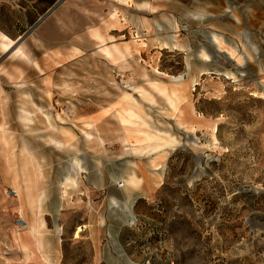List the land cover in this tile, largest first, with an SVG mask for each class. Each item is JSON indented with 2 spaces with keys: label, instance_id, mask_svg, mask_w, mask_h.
<instances>
[{
  "label": "rangeland",
  "instance_id": "374dc122",
  "mask_svg": "<svg viewBox=\"0 0 264 264\" xmlns=\"http://www.w3.org/2000/svg\"><path fill=\"white\" fill-rule=\"evenodd\" d=\"M0 31V264H264V0H0Z\"/></svg>",
  "mask_w": 264,
  "mask_h": 264
},
{
  "label": "crops",
  "instance_id": "0c3cea01",
  "mask_svg": "<svg viewBox=\"0 0 264 264\" xmlns=\"http://www.w3.org/2000/svg\"><path fill=\"white\" fill-rule=\"evenodd\" d=\"M11 39V38H10ZM12 40V39H11ZM19 48H23V47H21V46H18L17 47V49H19ZM11 49V48H10ZM9 49V50H10ZM17 51V50H16ZM6 52V51H5ZM22 57H27V55H26V53L25 54H22ZM23 116H21L22 117V119L25 121V122H29L31 119H30V112L29 111H27V110H23ZM43 198H44V196L42 195L41 197H40V201H42L43 200ZM54 255V254H53ZM52 254H50V257L48 256V258H49V260H37L36 261V264H50L49 262H52V259L54 258V256H53ZM54 261V260H53ZM60 261H61V259L58 261L57 260V264H60Z\"/></svg>",
  "mask_w": 264,
  "mask_h": 264
},
{
  "label": "bare ground",
  "instance_id": "6f19581e",
  "mask_svg": "<svg viewBox=\"0 0 264 264\" xmlns=\"http://www.w3.org/2000/svg\"><path fill=\"white\" fill-rule=\"evenodd\" d=\"M13 44H14V41L11 40L6 34L0 31V47L2 51H8L13 46ZM17 52L20 55L25 54L23 48L17 49ZM88 137L91 138L90 135Z\"/></svg>",
  "mask_w": 264,
  "mask_h": 264
},
{
  "label": "built area",
  "instance_id": "2783aa9c",
  "mask_svg": "<svg viewBox=\"0 0 264 264\" xmlns=\"http://www.w3.org/2000/svg\"><path fill=\"white\" fill-rule=\"evenodd\" d=\"M5 194L8 198L18 197V193H17L16 189L11 188V187L6 190ZM16 224L20 228H26L28 226L26 219L24 217H22L20 214H18V216L16 218Z\"/></svg>",
  "mask_w": 264,
  "mask_h": 264
},
{
  "label": "water",
  "instance_id": "95a60500",
  "mask_svg": "<svg viewBox=\"0 0 264 264\" xmlns=\"http://www.w3.org/2000/svg\"><path fill=\"white\" fill-rule=\"evenodd\" d=\"M27 35H28V33H26L25 35H23V36L18 40V43L21 42V40H23Z\"/></svg>",
  "mask_w": 264,
  "mask_h": 264
}]
</instances>
